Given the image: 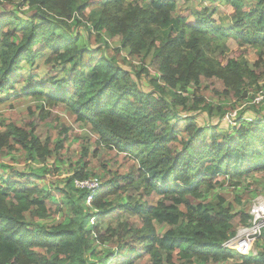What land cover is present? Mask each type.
<instances>
[{
	"label": "trees",
	"instance_id": "obj_1",
	"mask_svg": "<svg viewBox=\"0 0 264 264\" xmlns=\"http://www.w3.org/2000/svg\"><path fill=\"white\" fill-rule=\"evenodd\" d=\"M203 1L229 5L230 24L217 25L208 7L181 16L176 0H0V103L32 97L43 102L35 106L42 118L46 106L63 104L100 146L126 154L129 164L123 173L104 164L99 177L87 172L84 151L61 187L52 179L65 162L56 155L63 143L50 151L33 122L3 120L0 152L21 153L44 168L18 172L0 163V264H109L123 257L121 264H264V246L258 258L222 248L236 235L238 214L223 197L195 202L226 181L235 186L264 172V100L253 107L261 108L257 116L240 117L229 129L197 121V112L224 118L223 106L201 97L188 106L189 90L202 78L219 82L217 95L227 97L253 91L254 99L264 90V65L258 75L240 59L222 65L215 57L229 39L239 48H264V0L250 11L243 0ZM108 38H120L131 56L152 58L159 77L149 92L140 87L142 75L150 76L146 64L123 66L109 55ZM44 49L51 52L48 76L37 82L33 72L28 86L20 85L23 66L39 70ZM57 66L67 81L57 78ZM92 178L103 185L88 206L90 191L75 181ZM249 219L240 213L241 226Z\"/></svg>",
	"mask_w": 264,
	"mask_h": 264
},
{
	"label": "rangeland",
	"instance_id": "obj_2",
	"mask_svg": "<svg viewBox=\"0 0 264 264\" xmlns=\"http://www.w3.org/2000/svg\"><path fill=\"white\" fill-rule=\"evenodd\" d=\"M245 4V10L250 11L254 6V0H243ZM177 13L181 16H188L192 9H196L199 6L208 7L209 9L214 10L213 19L217 25L228 26L229 16L232 12V8L225 3H216L209 4L205 3L203 0H176ZM10 8V7H9ZM83 29H80V32H83ZM110 50L108 51L109 55H115L119 63L123 66L128 67V65H133L134 67H140L144 63L145 67L150 72V76L142 75L140 81V87L144 92H149L152 89L151 79L158 76V67L155 62L152 61V58L149 57L148 60H143V54L139 56L129 55L128 50H123L120 48V38H114L112 40L107 39ZM97 46V42L94 44ZM39 47L35 48V51H39ZM117 49H119L117 51ZM237 51H243L241 57L236 55ZM245 51V52H244ZM50 50L44 49L41 56L36 60V64L40 66L39 70L33 71L27 65L23 66L21 71L19 83L27 87L26 78L29 77L33 72L39 73L41 77L35 78L34 81H44L45 77L48 76L49 66H46V60L50 55ZM215 57L218 60L222 61V65H226L229 59H237L243 63L250 66L253 70L256 71L258 75L262 73V66L264 65V48H253L252 46H244L239 48L235 40L229 39L223 47L216 52ZM127 62V63H125ZM264 67V66H263ZM57 78L61 80H68L70 78L65 70L61 66L56 67ZM38 71V72H37ZM36 82V83H37ZM264 85V77L260 80L259 87ZM217 92L222 93L223 87L219 82L213 79L202 78L200 83L197 85H192L190 93V102L188 106H191L196 98H204L211 103H214L216 106H223L226 112L224 118L219 119L216 116L214 119H210L206 116V112H197V121L200 125H212L217 124L224 128L229 129L232 124L236 123L240 117L244 119L252 120L254 116H257V110L253 107H258L257 104L261 103L264 100V90H261L258 96L255 97L253 91L248 92V97L246 98H236L234 94L229 97L223 95H217ZM42 101H37L34 98H27L24 96H18L17 99L10 100L8 103H0V132H5L6 128L1 127V123L5 120L6 124H16L22 126L24 124L34 123V131L40 142L43 145L50 146V151H55L57 143H63L62 148L56 152V155L59 158L64 159V163L58 162L57 169L59 171L58 175L60 178L55 177L52 179L57 185H62L64 187L65 183L63 182L67 177L72 175L71 164L76 165L81 158V154L84 151H88V163H87V172L91 174H96L101 177L102 172L100 171L102 165H107L112 172L123 173L129 167L126 154L108 151L106 147L100 146L97 142V137L92 135L89 132V128H84L81 125H78L71 119L70 115L65 110L63 104H59L55 107H45V111L42 118L37 111V107L42 104ZM12 105V107H11ZM187 106V107H188ZM199 110L204 107V104H199ZM264 107V106H260ZM203 110V109H202ZM182 116L188 115V111L180 110ZM180 123H185V120H181ZM184 125V124H183ZM119 156V157H118ZM121 156V157H120ZM28 161V162H27ZM33 160L29 157L22 156L21 153L12 155H6L0 152V163H3V167L14 169L18 172L27 171L29 168L33 167L34 169H42L43 164H35ZM54 164V159L48 160V165ZM57 175V176H58ZM60 179H63L61 181ZM101 183L103 179H100ZM238 182L239 185H233V181H226L222 183V186L216 187L210 192H206L204 198L196 200L195 202H212L218 203V197H223L226 201V204H230L233 207V212L237 214L236 218L233 220V224L238 229L240 224V213L246 212L249 214L250 207H252V201L258 197L264 196V172H256L251 174L248 177H245ZM103 185V183H102ZM134 195H137V192H133ZM240 200V202H238ZM194 201V200H193ZM61 217V215H60ZM54 216L46 220L47 223L54 222ZM110 219L107 218L106 221ZM101 247L100 250L102 251ZM125 257L121 259L119 263H109V264H121L125 261ZM139 264V262H138Z\"/></svg>",
	"mask_w": 264,
	"mask_h": 264
},
{
	"label": "built area",
	"instance_id": "obj_3",
	"mask_svg": "<svg viewBox=\"0 0 264 264\" xmlns=\"http://www.w3.org/2000/svg\"><path fill=\"white\" fill-rule=\"evenodd\" d=\"M75 186L78 189L90 191L87 198L88 206L91 205L94 196L102 188L101 182L95 178L76 180ZM251 204L248 225L240 226L236 235L227 240L222 248L234 255H250L258 258L259 252L263 250L260 247L264 246V196L256 198ZM95 221V218L92 217L91 224H95Z\"/></svg>",
	"mask_w": 264,
	"mask_h": 264
}]
</instances>
